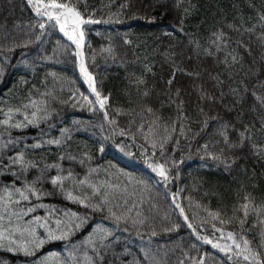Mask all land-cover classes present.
Returning <instances> with one entry per match:
<instances>
[{"label": "trees", "instance_id": "1", "mask_svg": "<svg viewBox=\"0 0 264 264\" xmlns=\"http://www.w3.org/2000/svg\"><path fill=\"white\" fill-rule=\"evenodd\" d=\"M78 6L82 13L91 14L93 19L113 21L86 26L87 42L83 49L86 65L95 77L98 90L109 96L107 111L109 119L117 121L115 130L104 120L102 112H88L80 107L76 95L90 89L81 79L78 61L71 55L75 46H69L70 42L58 30L50 31L41 41H36L40 32L38 28H33L36 18L27 0H0V66L4 69L0 74V120L5 119L4 113L9 108H18L28 103L29 98L47 100L49 109L54 110L53 118L41 122L38 127L6 130L0 125V143L8 139L20 141L0 151V195H3L5 186L21 187L25 179V176L17 179L12 175V172L19 171L18 167H6L8 158L15 156L17 151H24L26 160L38 167L60 163L64 169L71 168L80 177L85 175L89 166L99 168L91 179L107 181L121 188L127 186L130 194L127 196V207L136 204L132 215L139 211L147 217L143 226L134 228L129 223L121 224L119 230L114 229L119 237L115 247L119 258L114 259L109 253L108 262L180 264L183 261V264H199L203 259L204 264H231L219 250L209 249L196 239L175 208L173 195L178 193L177 202L190 221L197 225L208 220L205 208L219 211L225 220L231 218L233 210L243 202L245 195H250L257 207H264V151L255 155L251 146H264V107L252 96V92H256L264 97V21L260 19L264 15V0H80ZM219 30L227 36V47L217 52L212 40L213 33ZM196 43L200 45L198 49ZM206 49L213 54L207 55ZM228 53L236 54L238 62L232 64L229 57V66L226 67L224 60ZM145 66L151 67V72H145ZM174 69L180 71H176L169 90L166 81L172 79ZM213 77L224 83L217 86ZM138 78H143L146 83L137 87L133 81ZM200 87L216 97L217 101L201 100ZM177 89L180 91L178 98L175 96ZM230 89H238L239 95L233 96ZM145 90L150 93L147 98L142 95ZM221 91L226 94L222 103L219 102ZM43 93L50 95L44 96ZM170 96L177 103L184 101V115L188 117L186 123L191 128V156L187 158L188 141L179 137L177 131L174 137L180 139V145L174 158L179 160L184 155L186 159L178 169L172 170V179L166 183L144 164L140 149L133 146L131 134L137 137L135 144L144 143L141 133L137 132L141 116L145 123L144 132H147V123L157 116L162 118L159 121L161 125L167 123L171 126L178 112L176 104L170 103ZM73 104L76 106L73 107ZM145 106L151 107L154 115L142 112ZM225 106L233 108V112L229 114ZM201 108L204 109L203 114L199 111ZM117 109L123 110L122 114L117 115ZM213 116L222 118L220 122L227 120L235 124L236 129L241 131L244 126H249L252 139L243 148L228 150L222 141L216 143L221 138L215 135L217 123L211 121L206 131L192 139L193 134L200 132L203 121ZM133 118L136 123L129 134L118 135L120 129H128ZM15 119L22 117L16 115ZM64 128L70 130L71 139L62 146L32 147L40 140L60 138ZM229 135L231 139H236L235 132ZM105 137L110 139L105 140ZM205 143H209L210 151L218 152L220 148H225V155L236 157V163L231 168H225L207 157L201 159L203 152L198 153L196 149ZM122 144L129 145L128 150L135 155L129 157L121 153L116 145ZM174 144L175 139L168 145L169 153ZM213 144L214 148L211 147ZM101 145L104 152L100 151ZM84 153L92 159L82 166L79 160ZM61 155H72L76 160L61 161ZM117 169L145 181L147 189L144 185L130 183L129 178L119 174ZM37 175L38 171L31 169L26 178L31 181ZM49 175H56V171L53 169ZM242 178L244 182H241ZM224 184L229 186L228 192L222 186ZM39 187L44 192H53L50 183L45 182ZM35 203L37 201L33 200ZM38 203L85 212L80 206L66 201L58 192L44 196ZM29 206L32 205L22 203L16 210ZM45 214L44 208H37L24 220ZM87 214L90 216L88 227L71 242L46 243L34 257L27 258L0 250V264H66L69 243L82 240L97 223L112 227V222L104 218L106 213ZM237 215L242 216V213ZM258 220L264 221V215L257 217L251 214L244 232L253 249L259 251L264 259V248L260 247L264 224L258 223ZM173 224H180L181 227L177 231H166ZM125 227L127 232L123 231ZM198 231L214 238L211 221ZM226 231L239 233L241 229L233 220Z\"/></svg>", "mask_w": 264, "mask_h": 264}, {"label": "snow or ice", "instance_id": "2", "mask_svg": "<svg viewBox=\"0 0 264 264\" xmlns=\"http://www.w3.org/2000/svg\"><path fill=\"white\" fill-rule=\"evenodd\" d=\"M80 0H27L28 6L31 8L36 18V24L34 29L38 28L40 34L36 36V41H41L42 37L50 31L58 30L70 42V45L75 46V50L71 55L78 61V69L83 81L87 84L88 89L94 99H90L89 96L81 95L84 104L80 107L87 106L89 111H100L103 113L104 120L114 126L117 125L115 119H109L107 111L109 96L102 94L97 88L94 75L88 70L85 62L83 48L85 45V27L88 25H94L99 23H111V19L108 20H96L92 18V15H85L79 9ZM85 7H87L85 5ZM264 21V15L260 17ZM229 27H232L229 25ZM264 27V25H262ZM248 31V30H246ZM214 39L212 44L215 46L216 51L220 52L227 47V36L223 30H219L213 33ZM264 39V37H262ZM128 43L129 41H125ZM28 43H31L29 41ZM59 43V42H58ZM27 46V44H25ZM200 45L196 43L198 49ZM66 50V49H65ZM111 51V49H106ZM250 53V50H248ZM207 55H212L210 50H205ZM229 57L231 63L238 62L236 54L228 53L225 56V66H229ZM7 62V61H5ZM4 71L0 66V74ZM176 71L180 69H174L172 79L166 81L169 86V90L175 79ZM145 72H151V67L145 66ZM154 74V73H153ZM192 75V73H187ZM198 77V73L196 74ZM217 80V86L222 85L224 82L213 77ZM138 87L145 84L143 78H138L133 81ZM200 99L210 102H216L217 98L208 94L202 87L199 88ZM233 96L239 95L238 89H230ZM245 92L247 88L245 87ZM47 96L50 93H43ZM75 93L73 96L75 97ZM143 97L147 98L150 93L145 90L142 93ZM175 96H180L179 89L176 90ZM226 94L221 91L219 95V102H223ZM252 96L257 102L264 107V97L257 95L256 92H252ZM170 103H175L177 107L178 116L176 120L169 126L167 123L160 124L162 119L157 116L155 119L147 123V132H144L145 123L141 116V123L137 126V132L141 133L144 143L135 144L137 139L136 135L131 134V140L133 146L140 149V155L143 158L144 164L153 173H155L161 180L166 183L172 179L171 172L173 169H178L186 159L184 155H181L179 160L174 158L176 150L179 148L180 139L174 137V134L179 133V137H183L188 141V156H191V141L189 140V133L191 132L190 126L186 123L188 117L184 115L183 100H176L169 97ZM239 103V100L236 101ZM76 104H73L75 107ZM226 107V111L231 114L233 108ZM202 114L204 109L199 110ZM123 110L117 109V115L122 114ZM142 112H146L150 115H154V110L145 106ZM16 115H20L22 119H15ZM137 115H141L137 113ZM5 119L0 120V125H3L6 130L8 129H24L29 126L38 127L41 122L49 121L54 116V110H50L47 100H36L29 98L28 103L21 105L18 108H9L4 113ZM222 118L218 116L208 117L203 121L200 132L192 135V139L195 136L200 135L201 132L206 131L209 127V122L217 123L215 135L221 139L228 150L243 148L245 143L252 139L249 126H244L243 130H238L235 124L224 120L220 122ZM78 123V122H77ZM136 123L135 118L129 121L128 129H120L117 133L120 136L128 135L132 125ZM178 126V127H177ZM103 127V126H101ZM235 132L236 139L230 138L229 133ZM44 133H42L43 135ZM71 139L70 130L67 128L61 129L60 138H52L47 140H40L37 144L32 145L33 148H40L43 145H55L57 147L62 146L67 140ZM105 140L110 137H105ZM175 139V144L172 148V152L169 153L168 145ZM19 140L8 139L6 142L0 143V151L8 149L10 145L14 146L18 144ZM255 150V155H260L261 151H264V146L251 145ZM121 153L126 156L133 157L135 154L128 150L130 147L127 144L116 145ZM211 147H215L213 144ZM209 143H205L197 147L196 151L203 152L201 159L205 157L221 163L225 168H231L236 163V157H230L225 155V148H220L219 151H210ZM104 146L101 145L100 151L104 152ZM159 157V158H157ZM8 168L18 167V172H12V175L19 179L20 176H25L21 187H15L14 185L9 187L5 186L3 189V195H0V250L12 253L15 255H22L24 257H34L36 253L44 247L46 243L53 241H69L86 227L90 223V216L87 214L106 213L105 219L112 222V227H107L103 223H97L92 226V230L88 232L82 240L77 243H69L67 252L66 264H112L107 261L109 253L112 254L114 259H118V255L115 252V247L119 243V237L116 235L115 230H119L120 225L131 224L132 227L143 226L147 220V217H143L142 213L137 211L135 215H132L133 209L136 204L133 203L132 207H127L129 201L127 196L130 195L127 191V186L121 188L119 185L111 184L107 181L96 182L91 179L94 173H97L99 168L88 167L84 176L80 177L73 172L71 168L64 169L60 163L44 164L42 167L32 161L26 160L24 151H17L15 156L9 157ZM61 161L67 159L69 161H75L76 157L72 155H61L59 158ZM91 156L88 153H84L79 160L80 165H85L86 162L91 161ZM161 160L163 162H161ZM110 167H115L110 165ZM36 169L38 175L29 181L26 178V173L29 170ZM56 171V175L50 176L52 170ZM105 171H107L105 169ZM117 172L129 178V182L144 185L147 189V184L143 180H138L123 169H117ZM50 183L53 192H44L39 185L43 183ZM59 193L66 201L76 204L85 210L84 213L73 212L70 209H57L54 205H45L38 203L46 195H53ZM177 194L173 195V203L175 208L179 210V215L183 218L184 224L191 230L192 234L197 240L204 244L211 245L212 248L219 250L223 253L231 264H264V259L261 258L259 251L253 249L252 242L247 238L244 232L247 219L251 214H255L257 217L264 215V207H257L250 195H245L243 202L233 210V216L227 220L221 217L219 211L213 212L204 209L208 220H203L200 224H194L190 221L188 215L185 214L184 208L179 202H177ZM33 200L37 203L33 204ZM22 203H27L29 207L20 208L19 211L16 207ZM200 207V205H197ZM37 208H44L46 210L45 216H32L30 220H24L29 214L34 213ZM237 213H242V216H238ZM235 220L241 231L239 233L234 231H226V227ZM211 221L212 236L202 235L198 228L204 227V225ZM264 224V221H257ZM217 224L220 226L218 227ZM181 227L180 224H173L171 228L166 231H177ZM255 227V225H254ZM42 230V231H41ZM123 231L127 232L128 228L125 227ZM219 233L218 236L216 234ZM139 235V232H137ZM152 235L155 236L156 232L153 231ZM261 244L260 247L264 248V232L260 234ZM195 247V245H193ZM91 253V255L89 254ZM148 253L145 252V256ZM183 264V261L180 262ZM199 264H204L203 259Z\"/></svg>", "mask_w": 264, "mask_h": 264}, {"label": "rangeland", "instance_id": "3", "mask_svg": "<svg viewBox=\"0 0 264 264\" xmlns=\"http://www.w3.org/2000/svg\"><path fill=\"white\" fill-rule=\"evenodd\" d=\"M85 42H86V40H85ZM81 79L83 80V78L81 77ZM85 96H89V98L90 99H94V97L92 96V94H91V92H90V90L86 93V94H84ZM79 101L81 102V104H84V101H83V99L81 98V95L79 96ZM87 107V106H86ZM88 108V107H87ZM241 182H244V178H242L241 179ZM226 184H224V185H222L223 187L225 186ZM239 185H243L242 183H239ZM228 187L229 186H225V191L226 192H228L229 190H228Z\"/></svg>", "mask_w": 264, "mask_h": 264}, {"label": "bare ground", "instance_id": "4", "mask_svg": "<svg viewBox=\"0 0 264 264\" xmlns=\"http://www.w3.org/2000/svg\"><path fill=\"white\" fill-rule=\"evenodd\" d=\"M86 42H87V41H86ZM86 42H85V45H86ZM85 45H84V47H85ZM83 52H84V49H83ZM84 56H85V52H84ZM86 93H87V92H86ZM86 93H79V94H77V95H76L77 100L79 101V96H80V94H83V95H84V94H86ZM79 102H80V101H79ZM80 103H81V102H80ZM84 110L90 112L89 109H88L86 106L84 107ZM206 245H207V244H206ZM207 247H209V249L212 248L210 245H207ZM213 252L218 253L216 250H214Z\"/></svg>", "mask_w": 264, "mask_h": 264}]
</instances>
